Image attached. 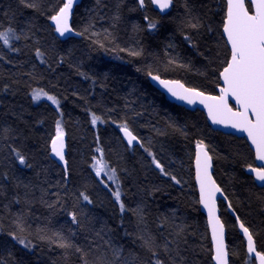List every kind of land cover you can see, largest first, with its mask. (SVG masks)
I'll list each match as a JSON object with an SVG mask.
<instances>
[{
    "label": "trees",
    "instance_id": "obj_1",
    "mask_svg": "<svg viewBox=\"0 0 264 264\" xmlns=\"http://www.w3.org/2000/svg\"><path fill=\"white\" fill-rule=\"evenodd\" d=\"M63 3L0 0V30L11 27L20 37L8 47L0 42V264H84L76 246L89 264H152L142 247L149 237L160 246L171 241L168 254L157 248L165 264H212L193 178L197 140L213 157L214 179L231 209L264 254V187L246 172L254 163L245 140L212 130L201 111L169 102L147 79L153 74L216 94L230 58L221 31L225 0H173L164 15L148 0L143 8L136 0H80L71 27L81 34L60 40L50 17ZM189 15L199 19L198 31L183 26ZM41 89L58 103L33 101L34 90ZM58 120L66 170L50 157ZM124 125L139 146L123 143ZM12 148L31 167L20 165ZM145 148L179 183L160 174ZM98 161L108 175L96 176ZM111 169L120 181L123 213L112 196ZM81 191L91 204L80 199ZM219 209L230 264H252L227 207L220 203ZM10 233L25 236L32 250ZM54 233L74 247H56ZM113 249L120 250L119 259Z\"/></svg>",
    "mask_w": 264,
    "mask_h": 264
},
{
    "label": "snow or ice",
    "instance_id": "obj_2",
    "mask_svg": "<svg viewBox=\"0 0 264 264\" xmlns=\"http://www.w3.org/2000/svg\"><path fill=\"white\" fill-rule=\"evenodd\" d=\"M74 0H64L63 5L59 10L50 17L51 21L55 24V30L60 36H64L65 33L72 32V28L69 26L70 10L73 6ZM173 0H152L153 4L158 5L161 11L167 9ZM21 3H25V0H21ZM140 7H144L145 0H139ZM27 7L34 8L35 4H26ZM251 8L254 12L250 14L249 7L246 6L245 0H227V12L226 18L223 23V32L227 38V44L230 46V58L226 62V66L220 72V78L223 80V86L220 88V96H205L202 92L194 89L187 88L178 81H169L160 79L156 75H152L153 80H157L162 86L166 87L171 95L177 99L185 100L189 104L193 103L195 98H200L201 102L210 101L205 103V107L208 109L210 119L214 124H223L230 126L238 131L247 133L249 140L256 148L257 159L264 161V0H251ZM184 27L190 28L194 31H198L201 27L198 18H194L189 15L185 21ZM155 22H149V28H155ZM87 31V29H85ZM78 35L81 33H77ZM19 36L15 30L9 27L6 30H0V42L3 46L8 47L10 40H19ZM186 40H191L190 37H185ZM132 55H139V53H130ZM43 55L39 49L36 51V56L39 58ZM172 63V61H169ZM174 85V87H173ZM231 96L239 106L237 111H233L229 107L227 98ZM41 97L46 98L53 104H57L58 101L54 96L48 95L41 90H34L32 99L33 101L39 100ZM254 118V119H253ZM99 117H93L92 123L95 125ZM121 131L124 137L127 139L129 147L133 145V142L140 144L139 138L133 134L129 128L124 125L121 126ZM143 146V145H141ZM52 153L62 162H64V131L61 127L60 121L56 122V135L51 141ZM196 165H197V180L200 185V203L208 210L209 225L212 232L213 241V260L216 264H228L224 243V231L225 226L215 215V192H220L221 189L216 186L212 181L211 176L208 175V169L211 167L212 156L207 151V146L203 141H196ZM148 155L152 157V164L162 176L170 177L174 183L179 181L171 176L170 173L165 171L164 166L159 162L153 153L145 148ZM12 152L15 154L18 162L22 166L31 167L27 163L26 157L18 151L16 148H12ZM98 167L95 168L96 176L99 178L102 172H105L107 165L103 161L97 162ZM252 172L256 173V179L262 182L264 185V168L256 169L250 168ZM105 175H108L105 172ZM109 179L116 184V190L112 192L116 203L119 205L121 212L123 213L127 209L125 204L121 200L122 193L120 191V181L116 176V170L111 169V175ZM103 183V181H101ZM105 187L108 185L105 184ZM80 199L91 204L92 201L86 192L81 191L79 194ZM52 207V205H49ZM83 211V210H82ZM136 212V210H134ZM73 224L80 225L75 213H69ZM143 220V217H140ZM237 223L240 225V229L247 239V246L249 254L255 252L253 235L249 228L244 223L240 222L237 218ZM18 231L23 232V228L18 226ZM178 234V233H177ZM11 238L21 245L23 248L32 250L34 245L23 235L17 233H10ZM99 235V233H97ZM56 239L55 246L61 249H70L74 245L66 241L59 233H54ZM41 239H47L41 237ZM143 239V238H141ZM48 242H52L50 239ZM105 243H108L105 241ZM171 241H166L163 246L157 245L155 240L149 237L147 240H143L142 247L149 251L152 256V264H165V261L160 259L157 248H160L165 254L169 253L168 245ZM75 251L82 253L81 259L84 264H89L83 255V249L76 246ZM113 255L119 259L120 250L113 249ZM257 259L260 264H264V254L256 252ZM103 264V262H101ZM174 264V262H173Z\"/></svg>",
    "mask_w": 264,
    "mask_h": 264
},
{
    "label": "water",
    "instance_id": "obj_3",
    "mask_svg": "<svg viewBox=\"0 0 264 264\" xmlns=\"http://www.w3.org/2000/svg\"><path fill=\"white\" fill-rule=\"evenodd\" d=\"M148 1L151 4V6L153 7V9L156 10L161 15L167 14L171 10V7H172V4H171L167 9L161 11L160 8L158 7V5L152 3V0H148ZM79 2H80V0H74L73 6H72V8L70 10V15H69V26L70 27H71V20H72L73 11H74L75 7L78 5ZM136 2L138 3V5L140 7L139 0H136ZM245 4H246V6L249 7L250 14H252L254 12V9L251 8V0H245ZM140 8H143V7H140ZM226 12H227V0H225V18H226ZM225 18H224V20H225ZM223 23H224V21H223ZM52 27H53L55 36L58 39H60V40H65L67 38H75V37L78 36V34L73 29H72L73 30L72 32L65 33L64 36H60V34L56 32V30H55V24L53 22H52ZM221 31H222V36H223V38L225 40L226 46H227V48L229 50V53H230V46L227 44V38H226V36H225V34L223 32V26H222V30ZM152 75L153 74H149L147 76L148 81L150 82V84L157 91H159L160 93H162L168 99L169 102L174 103V104H176L178 106H181V107L185 108L186 110H191V111H193V110H199V111H201L205 115L206 120H207V123H208V125L210 126V128L212 130L219 131V132H222L224 134H229V135H232V136H235V137L244 139L245 142L248 145V148L250 149V151L253 154V163H254L253 166H250V167H248L246 169V172H247L248 175H250L252 177L253 182H254V184L256 186H258L260 188L264 187V185H262V182L256 179V173L249 170L250 168H256V169H262V168H264V161L257 159L256 148L252 144V142L249 140V138L247 136V133L238 131V130L230 127V126H225L223 124H214L212 122V120L210 119V117H209L208 109L205 107V103H210V101H204L202 103L201 100H200V98H195L193 100V103L189 104L185 100L177 99L175 96L171 95V93L167 90L166 87L162 86L157 80H153L151 78ZM160 79H163V78H160ZM163 80H169V79H163ZM219 80H220V85L217 87L216 94H206V93H203V94L205 96H220L221 95L220 88L223 86V80L220 78V74H219ZM169 81H178V80H169ZM178 82L180 84H183L180 81H178ZM173 87H174V85H173ZM185 87H187V86H185ZM187 88H189V87H187ZM227 100H228L229 107H231L233 109V111H237L239 106L236 104V101L234 99H232L231 96H229L227 98ZM119 136L122 139L123 143L127 147H129L128 142H127V139L124 137V134L121 131V129L119 130ZM139 145L140 144H137V143L133 142V145L131 147H129V148H134V147L139 146ZM196 152H197V148L195 146L194 147V155H193V178H194V185H195V188H196V191H197V197H198V203H199L200 211L204 215L205 221H206L207 231H208V235H209V239H210V244H211V250H212L211 261H212V264H216V261L213 260V255L215 253H214V250H213L212 232H211V228H210V225H209L208 210L206 208H204V206L200 203L201 194H200V185H199V182L197 180ZM50 157L63 170H66L67 169V163H66V137H65V135H64V157H65L64 162L60 161L52 153L51 143H50ZM208 175L211 176L212 181H214L215 184H216V186L219 187V185L216 183V181L214 179V176H213V163H212V161H211V167L208 169ZM213 198L215 200V215H216V217L223 224V222L221 220V217H220L219 204L220 203L224 204L227 207V210H228L229 214L232 216V218L235 221L236 230H237L238 234L244 240L245 250H246L247 255L251 258L252 264H260V261L257 259V256H256V252H259V251L257 250V247H256V244H255L254 238H253V240H254L255 252L249 254V252H248V246H247V239L245 238L243 232L241 231L239 223H237V218L238 217L233 212V210L231 209L230 204L228 202V199L226 198V196L223 193L222 189H221L220 192H215ZM224 243H225V251L228 254V250H227V240H226V229L224 231ZM259 253H261V252H259ZM226 260H227L228 264H230L229 255L226 256Z\"/></svg>",
    "mask_w": 264,
    "mask_h": 264
},
{
    "label": "bare ground",
    "instance_id": "obj_4",
    "mask_svg": "<svg viewBox=\"0 0 264 264\" xmlns=\"http://www.w3.org/2000/svg\"><path fill=\"white\" fill-rule=\"evenodd\" d=\"M121 129V128H120ZM130 130V129H129ZM131 131V130H130ZM134 134V133H133ZM122 140V139H121ZM140 140V139H139ZM141 144V143H140Z\"/></svg>",
    "mask_w": 264,
    "mask_h": 264
}]
</instances>
